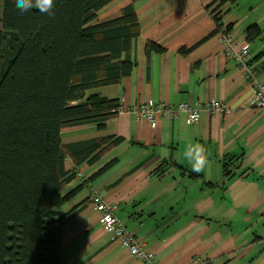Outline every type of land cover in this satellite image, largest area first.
Masks as SVG:
<instances>
[{
  "label": "crops",
  "instance_id": "crops-1",
  "mask_svg": "<svg viewBox=\"0 0 264 264\" xmlns=\"http://www.w3.org/2000/svg\"><path fill=\"white\" fill-rule=\"evenodd\" d=\"M215 0H114L93 24L123 15L133 4L140 24L131 57L133 73L119 83L87 94L119 99L122 111L104 126L88 124L62 131L63 144L111 137L123 140L94 163L67 168L76 178L65 193L86 182L62 207L69 215L59 227L53 264H144L106 230L91 199L98 191L118 204L126 227L155 253L159 264H264V109L253 103V88L239 63L225 55L212 14ZM223 24L250 47V63L264 83V0H233L223 8ZM257 25L258 37L247 29ZM164 48L147 52L149 43ZM217 98L227 110L203 112L155 123L128 112L141 103H203ZM202 144L209 164L191 171L183 152ZM117 162L89 178L105 164ZM230 174H227L226 164Z\"/></svg>",
  "mask_w": 264,
  "mask_h": 264
},
{
  "label": "trees",
  "instance_id": "trees-1",
  "mask_svg": "<svg viewBox=\"0 0 264 264\" xmlns=\"http://www.w3.org/2000/svg\"><path fill=\"white\" fill-rule=\"evenodd\" d=\"M113 1L54 0L51 17L35 8L21 15L15 0L0 6V264H53L59 227L69 218L60 208L88 182L65 193L77 176L67 168L68 157L77 166L94 163L123 140L65 145L62 139L63 129L102 127L121 108L119 99L87 94L119 83L135 67L131 51L141 31L133 4L121 17L93 24ZM232 1L215 0L212 6L218 32L223 8ZM259 34L257 25L247 29L249 39ZM152 51L164 48L151 42L147 52ZM225 167L230 174V165Z\"/></svg>",
  "mask_w": 264,
  "mask_h": 264
},
{
  "label": "built area",
  "instance_id": "built-area-1",
  "mask_svg": "<svg viewBox=\"0 0 264 264\" xmlns=\"http://www.w3.org/2000/svg\"><path fill=\"white\" fill-rule=\"evenodd\" d=\"M219 37L223 45V52L230 58L235 59L243 70L244 77L253 88V103L257 108L264 109V83L258 79L250 63L251 53L248 44L240 43L234 36L233 31H228L223 26L219 31ZM227 110V106L217 98H210L206 102L189 104L179 103L173 105L167 102L141 103L129 108L128 112L139 118H145L155 123L159 118L176 119L182 114L187 115L191 123L201 119L203 112L220 114ZM119 111H122L120 108ZM91 199L96 207L103 227L112 232L122 246L132 255L140 259L144 264H159L155 253L144 248V242L139 240L123 223L117 215L118 204L107 201L101 194L94 190ZM207 258L196 257L191 264H209Z\"/></svg>",
  "mask_w": 264,
  "mask_h": 264
},
{
  "label": "clouds",
  "instance_id": "clouds-1",
  "mask_svg": "<svg viewBox=\"0 0 264 264\" xmlns=\"http://www.w3.org/2000/svg\"><path fill=\"white\" fill-rule=\"evenodd\" d=\"M15 6L21 15L29 12L33 8L42 14L50 17L54 16V0H15ZM183 156L187 159L194 173H202L209 164V156L202 144L188 143L183 152Z\"/></svg>",
  "mask_w": 264,
  "mask_h": 264
},
{
  "label": "rangeland",
  "instance_id": "rangeland-1",
  "mask_svg": "<svg viewBox=\"0 0 264 264\" xmlns=\"http://www.w3.org/2000/svg\"><path fill=\"white\" fill-rule=\"evenodd\" d=\"M2 4H3V0H0V6H2ZM1 19H2V9L0 10V28L2 27Z\"/></svg>",
  "mask_w": 264,
  "mask_h": 264
}]
</instances>
